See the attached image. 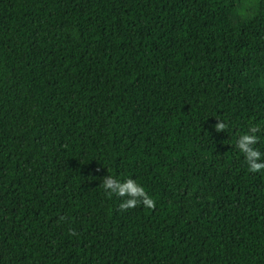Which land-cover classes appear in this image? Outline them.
Listing matches in <instances>:
<instances>
[{
  "label": "trees",
  "instance_id": "trees-1",
  "mask_svg": "<svg viewBox=\"0 0 264 264\" xmlns=\"http://www.w3.org/2000/svg\"><path fill=\"white\" fill-rule=\"evenodd\" d=\"M253 125L264 0H0V264H264Z\"/></svg>",
  "mask_w": 264,
  "mask_h": 264
},
{
  "label": "clouds",
  "instance_id": "clouds-1",
  "mask_svg": "<svg viewBox=\"0 0 264 264\" xmlns=\"http://www.w3.org/2000/svg\"><path fill=\"white\" fill-rule=\"evenodd\" d=\"M213 127L217 132H221L224 131L228 125L224 121L218 119V122ZM259 131L260 128L258 126H250L249 130L240 135L236 142V147L244 154L249 171L254 173L264 171L262 153L254 147L258 142L256 133ZM101 186L109 197L114 194L119 197H126V199L119 204V208L122 211L135 208L139 204H143V206L148 208L155 207V201L148 195L144 187L139 185L132 178L121 181L112 175H106L102 178Z\"/></svg>",
  "mask_w": 264,
  "mask_h": 264
}]
</instances>
